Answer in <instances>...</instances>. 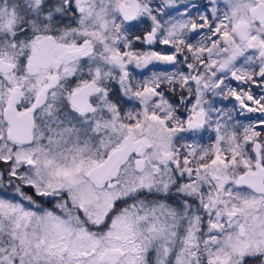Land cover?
<instances>
[{"label":"snow or ice","instance_id":"snow-or-ice-1","mask_svg":"<svg viewBox=\"0 0 264 264\" xmlns=\"http://www.w3.org/2000/svg\"><path fill=\"white\" fill-rule=\"evenodd\" d=\"M0 264H264V0H0Z\"/></svg>","mask_w":264,"mask_h":264}]
</instances>
